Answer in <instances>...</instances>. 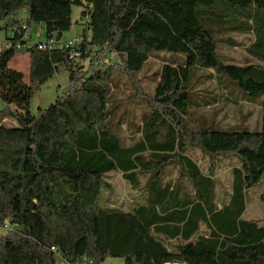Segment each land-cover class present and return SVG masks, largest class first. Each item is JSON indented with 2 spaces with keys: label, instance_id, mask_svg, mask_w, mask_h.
Masks as SVG:
<instances>
[{
  "label": "trees",
  "instance_id": "16d2710c",
  "mask_svg": "<svg viewBox=\"0 0 264 264\" xmlns=\"http://www.w3.org/2000/svg\"><path fill=\"white\" fill-rule=\"evenodd\" d=\"M73 6L83 20L77 57L63 38ZM262 11L264 0H0V30L11 32L0 46V103L15 121L0 123V264H264V224L243 217L244 194L264 175V105L257 130L186 124L188 88L202 69L264 94ZM34 22L51 46L25 44ZM228 33L250 34L245 48L260 63L222 62L217 42ZM154 51L184 61L161 65L153 94L140 99V136L126 144L120 120L112 123L111 73L136 75ZM19 54L29 55L28 83L9 66ZM57 73L67 85L31 113V98ZM190 148L239 157L226 204L214 203L215 179ZM111 172L138 193L128 209L104 202Z\"/></svg>",
  "mask_w": 264,
  "mask_h": 264
},
{
  "label": "rangeland",
  "instance_id": "374dc122",
  "mask_svg": "<svg viewBox=\"0 0 264 264\" xmlns=\"http://www.w3.org/2000/svg\"><path fill=\"white\" fill-rule=\"evenodd\" d=\"M243 10V9H242ZM81 8L72 7V25L68 32L64 33L65 37H76L82 33V22L80 19ZM264 15V11H262ZM24 12H20L19 17L22 22L25 21ZM2 22H0V25ZM44 25L41 23H32L28 28L31 35V42L44 41ZM5 33L10 35L9 31L0 30V44H3ZM229 39L237 44L233 47L225 40ZM250 34L228 33L223 35L217 44V51L220 60L228 64L242 65L245 63H260L253 58L245 48L251 42ZM109 62H116V56H111ZM182 64L184 57L177 53L165 51L152 52L150 58L144 64L142 70L134 76L114 71V82L111 87V104L116 106L112 113L114 115L112 123L120 120L121 135L126 144H131L140 135H133L138 132L135 125L141 124V114L145 109L141 102L143 94L151 96L157 83V73L161 65L168 62ZM87 66V60L80 61ZM9 66L23 73L24 81L28 83L29 76V55H15L9 62ZM210 71L202 69L195 75V80L188 88V107L186 110V124L193 130L200 127H208L213 130L223 129H244L257 130L260 127L261 110L264 105V94L252 97L240 90L234 84L221 74L216 78H209L207 75ZM118 81V82H117ZM68 78L66 73H57L44 83L38 91L35 92L30 100V112L35 114L39 107H47L55 100L60 89L67 85ZM115 82L116 85L114 84ZM139 93L140 95H137ZM137 103H136V102ZM5 105L0 103V123L12 125L15 123L13 118L4 109ZM125 119V122L123 121ZM122 120V121H121ZM123 122V123H122ZM119 125V124H118ZM132 136V137H131ZM204 171L209 172L215 179V196L214 203L226 204L231 196L232 169L240 164L239 157L235 154L222 155L218 158H210L198 148H190L187 152ZM167 176L173 180H178L177 168L170 166ZM106 181L110 184L104 191V202L109 205L118 206L122 209H128L133 204V198L137 192L131 190L129 184L122 178L121 173L111 172L106 176ZM245 212L243 217L247 220L264 224V175L261 180L252 188L245 192ZM4 230H0L2 234ZM100 264H124L122 258L107 257Z\"/></svg>",
  "mask_w": 264,
  "mask_h": 264
},
{
  "label": "built area",
  "instance_id": "2783aa9c",
  "mask_svg": "<svg viewBox=\"0 0 264 264\" xmlns=\"http://www.w3.org/2000/svg\"><path fill=\"white\" fill-rule=\"evenodd\" d=\"M22 27L26 28V25L22 24ZM25 39L28 40L25 43V44H27V46L32 43L31 40H30L31 39V35H30V33L28 31L25 33L24 40ZM80 42H81V37L79 35L76 36V37H72V38H69V39L66 40V42H65L66 46H70L72 48V50L70 52V56H72V57H77L78 56V51L76 49H73V48ZM34 43H37L38 49H45L46 47L51 46L52 40L49 39V40H44V41H35ZM0 46L3 47V48H7V47H9V43H7V41H5V42H3V44H0ZM59 264H67V263L65 261H60Z\"/></svg>",
  "mask_w": 264,
  "mask_h": 264
},
{
  "label": "crops",
  "instance_id": "0c3cea01",
  "mask_svg": "<svg viewBox=\"0 0 264 264\" xmlns=\"http://www.w3.org/2000/svg\"><path fill=\"white\" fill-rule=\"evenodd\" d=\"M20 14V13H19ZM19 14L17 15V17L20 19V21H22L21 20V18L19 17ZM25 15V14H24ZM25 17V16H24ZM10 32V31H9ZM10 34H11V32H10ZM7 34L5 33V36H6Z\"/></svg>",
  "mask_w": 264,
  "mask_h": 264
}]
</instances>
